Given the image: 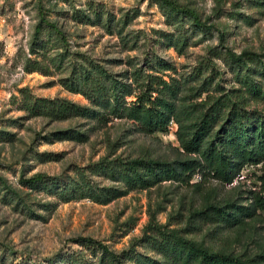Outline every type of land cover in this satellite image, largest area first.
<instances>
[{"label": "rangeland", "instance_id": "374dc122", "mask_svg": "<svg viewBox=\"0 0 264 264\" xmlns=\"http://www.w3.org/2000/svg\"><path fill=\"white\" fill-rule=\"evenodd\" d=\"M173 1L194 10L205 26L166 12L156 0H0V264H114L109 251L120 255L121 264H147L159 258L149 243L151 232L145 231L152 220L184 229L182 235L216 250L264 253L261 211L232 226L203 219L188 225L191 211L204 200L249 206L264 171L261 164L247 165L245 177L228 185L196 174L190 184L164 181L107 203L74 193L76 185L88 181L121 188L122 183L91 172L88 165L102 157H188L174 122L165 132L147 133L137 122L109 114L101 103L67 89L62 81L78 75L82 65L102 67L123 82H132L134 73L141 79L154 74L183 84V90L194 84L200 67L212 75L215 91L217 85H238L234 72L246 70L225 61L224 47L264 53V0ZM39 24L37 53L32 54ZM171 36L183 41L181 52L168 45ZM26 93L92 105L103 113L100 119L65 120L32 115L24 107ZM204 98L205 93L192 100ZM246 110L251 132L264 109L251 103ZM66 130L87 138H65ZM35 174L42 179L32 180ZM199 180V188L192 186Z\"/></svg>", "mask_w": 264, "mask_h": 264}, {"label": "trees", "instance_id": "16d2710c", "mask_svg": "<svg viewBox=\"0 0 264 264\" xmlns=\"http://www.w3.org/2000/svg\"><path fill=\"white\" fill-rule=\"evenodd\" d=\"M166 12L189 16L197 25L205 26L198 14L173 0H156ZM41 24L36 27L30 51L37 53ZM170 46L182 51L183 41L172 36ZM224 59L229 64L245 67L244 73L234 72V81L228 89H212V75L204 74L199 67L193 74L194 81L186 90L183 84L167 81L154 74L146 78L134 73L132 82H123L109 74L102 67L81 66L78 75H71L62 81L70 91L82 94L94 103H101L104 111L119 118H127L139 124L147 132H165L170 123H175L176 139L188 156L174 161L140 156L135 158L102 157L88 165L92 173L104 175L112 181L122 183L121 188L101 186L93 183L76 185L78 197H89L98 203H107L128 190L148 189L164 181L190 184L192 177L211 178L221 185L231 184L246 165L264 166V117L254 121L251 132L246 130L252 118L246 110L251 103L260 104L264 109V53L249 50L239 53L224 47ZM212 53L215 49L210 50ZM32 69H29L30 71ZM261 71L263 75H261ZM187 81V80H186ZM213 91V92H211ZM205 93L202 100H192ZM134 100L127 102L126 97ZM25 109L32 115L55 120L73 117H99L103 112L94 106L81 105L67 99L52 100L36 98L30 93L23 97ZM65 138L84 141L87 136L75 130L63 132ZM42 174H35L38 181ZM199 180L192 186L199 188ZM257 190L251 192L249 206L227 200L223 205L204 200L200 209L191 211L188 225L192 220L203 219L214 225L232 226L243 222L257 211L264 213V171L257 176ZM30 181V180H29ZM77 195V194H76ZM68 196L62 200L67 201ZM151 232L149 243L159 254L158 259L147 264H264V253L250 255L236 254L222 249H213L202 241H196L181 234L184 229L168 228L152 220L146 225ZM99 246L108 252L105 245ZM114 264H121L120 255L108 252ZM145 264V263H144Z\"/></svg>", "mask_w": 264, "mask_h": 264}, {"label": "built area", "instance_id": "2783aa9c", "mask_svg": "<svg viewBox=\"0 0 264 264\" xmlns=\"http://www.w3.org/2000/svg\"><path fill=\"white\" fill-rule=\"evenodd\" d=\"M246 168H247V165L245 166ZM244 169V168H243ZM242 169V170H243ZM242 170H241V172L238 174V176L236 177V179L238 180H241V179H243L244 177H245V175L243 174V172H242Z\"/></svg>", "mask_w": 264, "mask_h": 264}]
</instances>
